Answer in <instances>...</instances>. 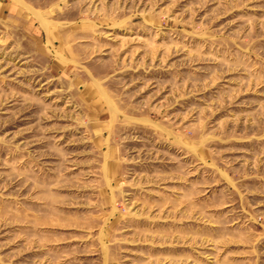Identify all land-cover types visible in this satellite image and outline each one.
I'll return each mask as SVG.
<instances>
[{
	"label": "rangeland",
	"instance_id": "374dc122",
	"mask_svg": "<svg viewBox=\"0 0 264 264\" xmlns=\"http://www.w3.org/2000/svg\"><path fill=\"white\" fill-rule=\"evenodd\" d=\"M0 264H264V0H0Z\"/></svg>",
	"mask_w": 264,
	"mask_h": 264
}]
</instances>
